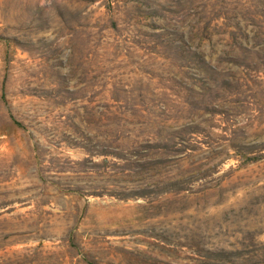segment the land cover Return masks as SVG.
I'll use <instances>...</instances> for the list:
<instances>
[{
	"label": "rangeland",
	"instance_id": "1",
	"mask_svg": "<svg viewBox=\"0 0 264 264\" xmlns=\"http://www.w3.org/2000/svg\"><path fill=\"white\" fill-rule=\"evenodd\" d=\"M0 264H264V0H0Z\"/></svg>",
	"mask_w": 264,
	"mask_h": 264
}]
</instances>
